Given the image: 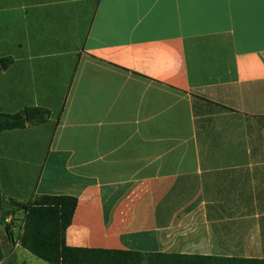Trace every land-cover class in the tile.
<instances>
[{
	"label": "crops",
	"instance_id": "obj_1",
	"mask_svg": "<svg viewBox=\"0 0 264 264\" xmlns=\"http://www.w3.org/2000/svg\"><path fill=\"white\" fill-rule=\"evenodd\" d=\"M3 57L0 112H51L0 134L3 199L77 197L71 247L264 259V0H0Z\"/></svg>",
	"mask_w": 264,
	"mask_h": 264
},
{
	"label": "trees",
	"instance_id": "obj_2",
	"mask_svg": "<svg viewBox=\"0 0 264 264\" xmlns=\"http://www.w3.org/2000/svg\"><path fill=\"white\" fill-rule=\"evenodd\" d=\"M13 63L11 57L0 58V75ZM50 116L51 112L41 107H28L15 114L0 112V134L44 124ZM0 206L5 216L24 213L19 244L48 264H264V259L71 247L67 244V231L78 206V198L73 196L35 195L22 203L3 199L0 188ZM10 230L7 225L12 238ZM0 264H16L5 259L1 246Z\"/></svg>",
	"mask_w": 264,
	"mask_h": 264
},
{
	"label": "rangeland",
	"instance_id": "obj_3",
	"mask_svg": "<svg viewBox=\"0 0 264 264\" xmlns=\"http://www.w3.org/2000/svg\"><path fill=\"white\" fill-rule=\"evenodd\" d=\"M24 213H19L15 217L13 216H5L3 209L0 206V246L1 250L3 249V254H7L12 249L10 239L18 238L21 233V228L23 225ZM7 225L11 226L10 232L13 234L12 238L9 237L6 227ZM21 253L24 255L25 264H48L43 260L35 257L34 255L28 253L23 248L20 249ZM19 259V258H18ZM17 259V260H18ZM20 264L21 262L18 261ZM22 264V263H21Z\"/></svg>",
	"mask_w": 264,
	"mask_h": 264
}]
</instances>
